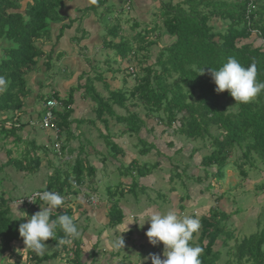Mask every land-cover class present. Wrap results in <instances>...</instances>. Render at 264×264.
Here are the masks:
<instances>
[{
    "label": "trees",
    "instance_id": "1",
    "mask_svg": "<svg viewBox=\"0 0 264 264\" xmlns=\"http://www.w3.org/2000/svg\"><path fill=\"white\" fill-rule=\"evenodd\" d=\"M103 1L93 0L90 8L95 9ZM248 3L249 0L163 2L159 17L162 19V28L173 39L158 48L154 58L150 56L149 61V55H144V52L149 46L157 44L148 41L155 27L136 32L131 40L119 37L117 42L113 38L119 35V27H108L106 34L113 38L105 44L115 51L116 56L125 59L138 52L143 55L130 88L113 89L108 96H102L91 82L85 84L87 94L95 101L96 119L106 122L108 117H114L117 122L125 123L126 131L138 134L143 125L139 113L128 111V115L123 116L116 114L113 109L114 105L125 107L130 102L131 106L141 107L146 116H157L161 123L169 127L177 123L174 126L177 132L205 141L204 146L211 149L200 160L205 178L209 172L220 178L223 169L225 171L230 165L233 152L238 150L239 159L233 164L243 180L248 175L246 166L251 168L264 163V91L247 104H236L227 91L215 92L216 86L208 68L218 69L228 57H235L244 67L255 62L257 79L264 81V0H254L255 9L249 13ZM61 5L62 0H32L20 9L14 0H0V39H8L13 43L6 50V58L0 61V75L10 81L7 90L0 94V110L14 111L21 107L22 99L29 92L25 75L36 65L37 58L43 55V50L36 42L48 36L50 21L62 18L57 11ZM215 20L222 21L224 27H217ZM257 41L258 45H254ZM200 68H204L203 74H199ZM48 98L56 99L62 106L55 111L56 127L59 130L67 128L72 112L71 93L67 98H60L56 93L49 94ZM107 145L115 155L121 151L113 142H107ZM139 151L147 149L143 147ZM18 162L15 159L16 166ZM155 164L152 163V166ZM39 165V159L35 158L32 165L34 170ZM18 166L24 168L26 163ZM150 167L148 163L138 164L137 160H132L124 167V171L143 176L150 172ZM95 170V167L77 157L71 172L63 175L51 173L46 190L69 196L75 193L73 182L80 186L84 177H94ZM124 192L122 188L116 194L109 193V197H121ZM8 202V199L0 196V256L10 251L12 242H23L18 229L25 222L11 215ZM57 212L72 216L73 210L63 207ZM58 213L54 212L53 218ZM107 217L110 227L121 223L123 213L117 200L111 202ZM228 218L229 213L212 206L200 216L201 227L197 240L203 248L200 257L202 264H216L219 259V252L214 249L217 240L224 235L223 242L226 243L233 236L226 229ZM56 231L58 239L53 240L55 248L51 255L40 257L28 249V261L37 259L41 262L62 252L68 258L70 252L69 264H81L78 241L60 243L59 238L64 234L59 228ZM232 250V260L227 259L224 264H264V223L258 226L256 232L236 242Z\"/></svg>",
    "mask_w": 264,
    "mask_h": 264
},
{
    "label": "crops",
    "instance_id": "2",
    "mask_svg": "<svg viewBox=\"0 0 264 264\" xmlns=\"http://www.w3.org/2000/svg\"><path fill=\"white\" fill-rule=\"evenodd\" d=\"M132 1L134 7L131 5V0H128L129 6L133 9L132 16L126 19L121 27H119V36L131 40L136 32L155 27L154 34L160 37V41L156 46L159 48L163 47L161 44L163 39L165 41L164 46L169 44L173 38L162 28L160 15H158L159 20H154L156 18L155 12H159L160 5L167 0ZM29 2H32V0H14V3L20 9H23ZM92 2L93 0H62V5L57 8L62 18L50 21L48 36L36 42L37 46L43 50V55L37 58L36 65L25 75L26 84L29 89L28 94L22 99V105L19 109L14 111L10 109L0 110V175L4 172V174L6 173L10 177H13L19 170V167L11 164L9 159L19 161V156H24L25 154L26 157L28 152L31 151L34 157L29 162L32 164L35 158H38L40 161V165L35 169V173L43 174L48 180L53 171L51 170L50 163L49 169L43 165L46 163L44 160L46 157L43 153L44 149L42 150V148L46 147L47 143L49 145L53 143V148L56 141L60 143V152L56 149L55 151L61 157V165L64 164L66 167L63 172L64 174L71 172L75 159L81 157L86 164L95 167V175L92 179L84 177L83 183L78 187L75 186V193L65 197L66 203L64 204V207L72 208V216L76 217L80 228L81 234L76 240L80 248L81 264H97L96 254L99 257H104L105 262L110 261L111 263L114 255H116L117 262L115 264H125L126 258L124 256L126 252L120 254V248L114 247V242L120 238L128 239L132 236L138 242V250L151 251V254H155V250L164 248L162 243L155 246L149 243L145 235L149 227L147 221L143 227L138 226L136 223L129 224L127 230L126 224L130 219L124 220L122 218L120 224L110 227L108 226L107 217L108 209L112 201L117 200L118 206L121 209L123 204H128L138 199L136 195L132 199L126 198L122 203L125 193H130L134 184L130 183L125 185L118 179L117 174L120 173L122 175V172L128 174V172L124 171V167L130 161L137 160L138 164L148 163L151 167L152 163H156L155 166H159L160 163L155 159L153 154L148 157L142 156L148 158L142 159L139 155L137 156V152L143 148L139 147L141 141L157 142L155 139L157 136L156 133H160L163 128L159 127V125L153 126L151 123L149 124L147 119L151 120V118H148L144 111V114L140 115L141 109L131 106L129 102L126 103L125 107L114 105L113 109L116 114L123 116L128 115V111L138 112L143 120L142 128L138 134L126 131L127 127L125 123L117 122L114 117H108L106 122L96 119L94 112L95 101L87 94L85 84L91 82L96 92L102 96H108L109 91L113 89L130 88L134 84V79L131 78L132 76H128L130 73L128 67L134 66L137 71L139 68L131 59V55L125 59H121L116 56L113 49L106 46V41L110 39H108L106 34L107 27L104 29L100 24L99 16L107 8V0L100 2L95 9L90 8ZM118 40L119 37L114 39L115 42ZM12 45L13 43L10 40L0 39V61L6 58V50ZM110 58H113L114 63L118 62L121 66L116 65L111 70L108 67ZM115 59H117V62ZM102 62L107 65L106 67L104 65L105 68L102 67ZM123 62H125L124 65L122 64ZM57 66L63 69L62 72L64 75L62 73L60 75H51L52 78H50L49 74H52V68ZM95 71L99 75H102L95 74ZM131 74L135 75L136 72ZM100 77H104L105 80L100 81ZM42 87L48 88L45 101L50 99L48 95L53 93H56L60 98H67L71 93L73 99L70 106L72 112L68 118L70 124L67 128L59 130L57 139L55 138V131L51 128H44L40 122L44 105L43 98L45 97L43 95L41 96L40 90ZM57 103L56 111L62 108L60 102L57 101ZM124 109L125 112L121 113L120 110L124 111ZM107 142L115 143L121 151L116 155L113 154ZM161 144L163 143L160 137L157 145L160 147ZM41 154L43 157H41ZM138 157L140 158L138 159ZM199 163L200 161L196 164ZM41 167L43 168L42 171ZM102 170L108 172L109 178L112 181L110 185L106 186V197L103 200L99 199L96 195L98 193V184L103 179ZM153 180L154 182L156 181L154 175L151 176L150 184H152ZM6 183L12 191L15 190V185L10 179ZM141 186L143 187L142 189L147 187L144 184ZM122 188L125 189V192L121 197H109V193L116 194ZM43 190L41 188L40 190L34 191ZM92 194H95L98 199V203L94 206L88 202L89 196ZM0 196L9 200L8 207L13 217L24 220V222L27 221V219L21 217L23 215L22 212H19V214L21 213L20 216H16L13 213L15 209L22 205L19 203V200L23 196H14L12 199L4 197L2 194ZM179 201L181 203L182 199H179ZM39 205L41 207L44 206L41 201H38L35 206L38 207ZM30 208L33 209L34 206ZM156 209L159 210L157 206H153L152 212ZM38 210H40V207ZM148 210L151 211V208L143 211L144 214H142L141 219L148 218L151 214L147 213ZM26 214L28 213L26 212ZM133 216L135 215H130L131 218ZM27 251L28 248H26L24 242L14 241L10 244L9 253L5 252L0 257V264H16L18 261L21 264L25 262L27 264H34L35 262L36 264H48L51 259L48 257L41 262H38L36 259L28 263ZM7 253H11L9 258L5 257ZM45 254L48 253L44 252L43 255ZM43 255L39 256L41 257ZM69 255L70 252L68 253V258L65 252L57 255L60 257V264H69Z\"/></svg>",
    "mask_w": 264,
    "mask_h": 264
},
{
    "label": "rangeland",
    "instance_id": "3",
    "mask_svg": "<svg viewBox=\"0 0 264 264\" xmlns=\"http://www.w3.org/2000/svg\"><path fill=\"white\" fill-rule=\"evenodd\" d=\"M106 4L107 8L99 16L100 24L104 29L106 27L108 28L113 26L121 27L123 22L132 16L133 9L129 6L128 0H107ZM131 5L134 7L132 0ZM155 15L157 19L155 18L154 20H159V12L156 11ZM214 23L219 28L224 27L223 22L220 20H215ZM107 36L108 39L113 38L109 35ZM118 37L120 36L118 35L113 39ZM253 38L254 34L250 37V40L252 41ZM150 40L155 41L158 44L160 37L153 33L148 38V41ZM162 41L163 42L161 44L164 46V39ZM254 45H258V41L254 43ZM158 48L159 47H157L156 44L151 45L148 50L144 52V55L145 53L146 55H149L147 58L148 61L150 56L151 58H154ZM142 55L143 53L138 52L131 56V59L136 63V66L139 65V60ZM109 61L110 63L108 67H110L111 70L114 69L113 67L116 65L121 66V64H118L117 59H115L117 63H114L113 58H110ZM124 63L125 62L122 64L124 65ZM104 65L105 64L102 62V67H104ZM106 66L107 65H105V67ZM52 70V74H49L50 78H52L53 75H60L61 73L64 75L62 72L63 69L59 66L53 67ZM95 74L99 75L97 71H95ZM128 76H132V79L134 78V75L131 73H129ZM104 80V77H100V81ZM47 87H42L40 90L41 96H45L43 98V102H45L47 97ZM139 109H141L140 115H143L144 113L142 108ZM120 112L124 113L125 109L124 111L120 110ZM148 118H151V120L147 119L149 124L151 123L153 126L159 125V127L163 128V130H161L160 133H156L157 136L155 139L157 142L151 143L141 141V145H139V147H146L147 151H138L137 156L139 155L143 159L145 156L148 157L153 154L155 159H157L160 164L159 166H155H158L157 168L153 166L150 167L151 172L141 176L142 178L138 175H131L129 173L126 174L125 172H122V175L120 173L117 174L118 179L125 185L130 183L134 184L132 191L127 194L125 193L122 203L126 198L132 199L136 195L138 198L135 199L134 202L123 204L121 208L123 219H131L130 215L132 214L141 219L142 214H144L143 211L147 208H151V211L148 210L147 213H152L153 206H157L159 209H156L154 212L164 213L169 209H174L179 215H190L200 219V216L207 212L209 207H218L219 210L229 213V218L226 221V229L232 232L233 236L226 243L223 242L224 235L219 237L217 240L214 249L218 250L219 259L216 264H224L227 259L232 260V248L235 243L240 242L242 238L256 232L258 226L264 223V163H259L258 165L255 164L251 168L246 166L248 175L242 180L238 170L233 164L234 161L239 159L240 155V152L235 150L230 158V165L225 168V171L223 169V174L220 178L215 175L212 176L211 172H209L205 178L204 166L200 163L196 164L201 160L203 155L207 154L211 150L209 146H204L205 141L203 142L201 139L189 137L183 133L177 132L174 128L177 123H174V125L169 127L161 123L157 116L151 115ZM160 137L163 144L159 147L157 143L159 142ZM206 143L208 145L209 142L206 141ZM51 145L47 143L46 147L42 148V150L44 149L43 153L46 157V159H44L46 163L43 165L45 168L49 169L48 167L50 163L51 170L53 172L63 175L66 167L64 164L61 165V157L55 151V147L53 148V143ZM33 157L34 155H32L31 151L28 152L26 157L25 154L24 156H19L17 166L18 164L21 165L27 161L28 162L24 168H20L18 166L19 170L13 175V177H10L8 174H4V172H2L0 175V194L4 197L12 199L14 196L25 197L34 190L46 188L47 178L44 177L43 174L35 173V170H33L34 167H32L33 163L31 164L29 162ZM41 157H43L42 154ZM140 157H138V159ZM147 157L144 159H148ZM14 161L15 159H11V164L16 166ZM42 170L43 168L41 167V171ZM101 173L103 179L101 183L98 184V193L96 195L99 199L103 200L106 197V186L110 185L112 181L109 178L108 172L102 170ZM152 175H154L156 181L154 182L153 180L152 184H150ZM9 179L15 185L14 191L11 190L9 185L7 186L6 181ZM142 184L147 187L142 189ZM179 199H182L181 203ZM38 209L39 206H34L33 209H27L25 206L21 205L19 208L15 209L13 213L16 216H20L21 213L19 214V212H22L23 214L27 212V217H30L35 214ZM22 218L27 219L26 217ZM198 236L199 231L194 234V239L191 243L200 246V243L197 240ZM134 240L135 239L132 236L128 239H123V248L119 249L120 254H124L126 252V255L124 256L126 258L125 264H151V251L146 252L138 250V242L137 240L134 242ZM45 243L48 245L45 252L51 255L55 248V242L49 239L48 241H45ZM163 251L164 248H160V250H155L154 253L163 259ZM8 253L5 254L6 258L10 257L9 255L11 253ZM32 254L34 255V253ZM50 258L51 259L48 264H60L59 256H52ZM96 262L97 264H115L117 262V257L114 255L111 263L110 261L105 262L104 257H99V255L96 254ZM28 263L30 262L28 261ZM16 264L21 263L18 261ZM23 264H27V262Z\"/></svg>",
    "mask_w": 264,
    "mask_h": 264
},
{
    "label": "clouds",
    "instance_id": "4",
    "mask_svg": "<svg viewBox=\"0 0 264 264\" xmlns=\"http://www.w3.org/2000/svg\"><path fill=\"white\" fill-rule=\"evenodd\" d=\"M199 74L204 73L200 68ZM215 92L227 91L236 104H247L257 98L264 91V81L257 79L258 71L255 62L244 67L235 57H228L218 69L208 68ZM10 81L4 75H0V94L4 93ZM37 191L33 194L30 202L36 203V199L44 205L35 214L27 217L24 213L21 217H27L25 223L19 225V235L29 250L36 255H43L48 245L45 241L57 240V228L64 236L59 238L60 243L71 242L79 238L80 228L75 216L58 213L57 209H63L65 197L53 190ZM22 201L20 200L19 203ZM18 203V204H19ZM17 204V205H18ZM16 205V207H17ZM58 213L53 218V213ZM147 221L149 227L145 233L148 241L153 246L162 243L164 246L163 256L150 254L151 264H202L200 259L203 248L191 243L194 234L198 233L200 219L190 215H179L176 210L169 209L164 213L152 212L147 219L133 216L126 224L136 223L143 227ZM128 230V228H127ZM124 241L120 238L114 242V247L123 248Z\"/></svg>",
    "mask_w": 264,
    "mask_h": 264
},
{
    "label": "built area",
    "instance_id": "5",
    "mask_svg": "<svg viewBox=\"0 0 264 264\" xmlns=\"http://www.w3.org/2000/svg\"><path fill=\"white\" fill-rule=\"evenodd\" d=\"M254 3V0H249V3H248V7H247V12H251L252 10L255 9V5L253 4ZM262 43L264 44V40L262 39ZM128 71L130 73H137V69L135 70L134 66H129L128 67ZM58 103L55 99L53 98H50V99H47L45 102H44V105H43V112H42V116H41V125L44 127V128H51L55 131L56 133V139L58 137V132H59V129L56 127L55 123H54V120H55V111H56V107H57ZM54 147L57 151L60 150V143L58 141L55 142L54 144ZM60 152V151H59ZM74 186H77V183L76 182H73ZM37 192V191H33L31 192L29 195L21 198L20 200L22 201L21 204L24 205L26 208H30V207H33L36 205V203L39 201V199L37 198L36 199V203H33V202H30L28 199H31L33 194ZM19 200V202H20ZM88 202L90 204H92L93 206L96 205L98 203V199H97V196L95 194H92L91 196H89V199H88Z\"/></svg>",
    "mask_w": 264,
    "mask_h": 264
}]
</instances>
